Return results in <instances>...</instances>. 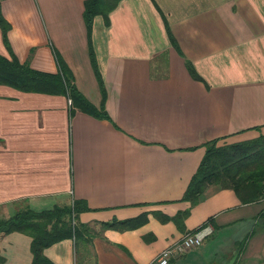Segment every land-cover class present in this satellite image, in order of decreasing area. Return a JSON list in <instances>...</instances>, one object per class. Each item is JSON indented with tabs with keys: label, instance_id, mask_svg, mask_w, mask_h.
I'll return each instance as SVG.
<instances>
[{
	"label": "crops",
	"instance_id": "0c3cea01",
	"mask_svg": "<svg viewBox=\"0 0 264 264\" xmlns=\"http://www.w3.org/2000/svg\"><path fill=\"white\" fill-rule=\"evenodd\" d=\"M84 2L0 0L18 60L56 73L61 59L107 114L0 84V211L7 218L22 206L84 201L77 222L88 225L89 242L45 248L55 264H150L209 222L214 234L169 264H264V198L243 203L211 185L196 205L182 200L207 142L264 135V0H120L107 24L101 15L92 21L98 74ZM0 54L8 56L1 30ZM185 210L184 231L154 215ZM144 212L136 229L103 226ZM30 244L24 233L0 234V264H31Z\"/></svg>",
	"mask_w": 264,
	"mask_h": 264
},
{
	"label": "trees",
	"instance_id": "16d2710c",
	"mask_svg": "<svg viewBox=\"0 0 264 264\" xmlns=\"http://www.w3.org/2000/svg\"><path fill=\"white\" fill-rule=\"evenodd\" d=\"M120 0H85L84 20L88 32L89 56L91 64L98 74L94 52L90 44V31L94 16L101 15L108 23V14ZM9 23L3 17L0 8V30L8 56L0 54V84L23 92L65 95L71 99V110L79 109L92 115L107 118L104 110H97L76 88L73 77L64 62L57 58L58 71L49 73L33 69L28 63L20 62L12 52L7 32ZM192 76L201 79L194 66L187 62ZM101 89L102 82L99 79ZM104 93V92H103ZM219 139L205 144L206 153L189 183L182 198L196 205L203 192L211 185L223 189H233L243 203L264 198V135L248 141L218 145ZM89 208L85 202L73 199L70 204L57 205L51 209L35 211L28 206L15 210L7 218L0 219V234L10 232L24 233L31 238V264H55L44 253L45 248L63 239L89 242L88 225L77 222V215ZM190 210L180 211L168 216L161 212L154 215L161 222L172 221L178 228L185 230V219ZM148 221V213L121 221L104 223L103 226L120 231L136 229ZM85 235L88 237L85 239ZM148 238V237H147Z\"/></svg>",
	"mask_w": 264,
	"mask_h": 264
},
{
	"label": "built area",
	"instance_id": "2783aa9c",
	"mask_svg": "<svg viewBox=\"0 0 264 264\" xmlns=\"http://www.w3.org/2000/svg\"><path fill=\"white\" fill-rule=\"evenodd\" d=\"M68 104L71 105L70 98H68ZM214 232L215 227L210 222L193 231L187 232L180 240L162 249L150 264H169L171 259L184 255L194 248L201 247L206 239L212 236Z\"/></svg>",
	"mask_w": 264,
	"mask_h": 264
},
{
	"label": "rangeland",
	"instance_id": "374dc122",
	"mask_svg": "<svg viewBox=\"0 0 264 264\" xmlns=\"http://www.w3.org/2000/svg\"><path fill=\"white\" fill-rule=\"evenodd\" d=\"M255 139V138H254ZM246 141H248V140H246ZM240 142H243V141H240ZM231 143H238V142H229L228 143V141L226 142H223V141H219L218 142V145H226V144H231ZM3 218H5V214L2 212V211H0V219H3Z\"/></svg>",
	"mask_w": 264,
	"mask_h": 264
}]
</instances>
